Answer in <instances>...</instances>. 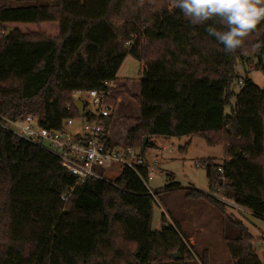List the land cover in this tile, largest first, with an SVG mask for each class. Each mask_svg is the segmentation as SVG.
Listing matches in <instances>:
<instances>
[{"label":"trees","instance_id":"1","mask_svg":"<svg viewBox=\"0 0 264 264\" xmlns=\"http://www.w3.org/2000/svg\"><path fill=\"white\" fill-rule=\"evenodd\" d=\"M171 4L0 0V120L34 114L42 126L61 129L78 117L74 93L117 81L126 57L134 56L144 68L139 94H131L140 116L125 146L145 156L155 136L223 145L221 164L204 160L208 193L189 188L187 197L207 201L230 223L224 238L235 264H264L248 226L211 195L220 189L264 220V87L237 70L253 57L264 72V22L250 35L258 51L226 53L205 25H191ZM1 28L14 31L5 35ZM180 187L171 182L164 190ZM155 197L129 168L113 182L80 181L55 155L0 127V264H198L179 223L163 220L152 230Z\"/></svg>","mask_w":264,"mask_h":264},{"label":"rangeland","instance_id":"2","mask_svg":"<svg viewBox=\"0 0 264 264\" xmlns=\"http://www.w3.org/2000/svg\"><path fill=\"white\" fill-rule=\"evenodd\" d=\"M18 3L14 1L13 5ZM1 29L5 35H10L14 31H10L9 28ZM37 37L32 36V38ZM252 42L253 37L250 36L244 45L243 52L247 55L251 54ZM256 63L257 60L252 57L248 62H244V65L239 62L237 70L240 76H244L247 71L246 75L262 88L264 87V72L256 68L251 69V66H255ZM143 70V63L134 56L128 55L118 72L117 84L120 87L115 89L114 94L119 99L110 124V136L118 144L125 142L127 132L138 124L140 105L132 99L131 94L139 92L138 87L143 77ZM239 87L238 81H235L232 86L233 90L238 92ZM79 97L74 96L73 98ZM230 111L231 106H227L226 114ZM150 142L145 156L150 162L154 159L158 160L157 171L151 173L146 182L147 187L154 192L157 191L153 207L152 230L161 229L163 220L166 224L179 223L187 237V245L194 262L235 264L224 238V227L228 228L230 223H226L222 212L207 201L187 197L189 188L208 193V178L203 165L204 160L212 158L216 164H221L224 160V146H210L202 137L191 136L174 138L155 136ZM113 170L115 173L107 171L105 178L115 180L120 173V168L114 167ZM171 182H178L181 187L173 191L164 190L165 186ZM224 210L228 216L248 226L254 234L253 242L258 244L256 250L264 262V220L251 215L244 208H236L230 204H227ZM176 254H179L180 258L183 257L182 253L177 252ZM153 264L181 263L155 260Z\"/></svg>","mask_w":264,"mask_h":264},{"label":"built area","instance_id":"3","mask_svg":"<svg viewBox=\"0 0 264 264\" xmlns=\"http://www.w3.org/2000/svg\"><path fill=\"white\" fill-rule=\"evenodd\" d=\"M251 69H255V66H251ZM119 87L117 81H109L101 89L76 91L74 96H80L76 99L84 104L83 114L78 112V117L65 119L61 129L42 126L39 117L34 114L15 119L2 118L0 127L55 155L62 166L80 181L92 177L113 182L114 180L105 178V173L107 171L115 173L113 168L119 167L120 172L123 168L133 170L147 186L149 175L157 171L158 160L150 162L139 149L125 146V142L118 144L110 136V127L108 129L106 127V118L113 116L116 108L113 101L117 102L118 99L114 93ZM76 99L73 98V102ZM68 108L70 109V106ZM142 169L147 170V178L143 175ZM218 171L223 173V168L218 167ZM147 188L155 197L154 190ZM211 195L226 204L243 209L225 198L220 189ZM69 197L70 195H62L61 199L67 201Z\"/></svg>","mask_w":264,"mask_h":264},{"label":"clouds","instance_id":"4","mask_svg":"<svg viewBox=\"0 0 264 264\" xmlns=\"http://www.w3.org/2000/svg\"><path fill=\"white\" fill-rule=\"evenodd\" d=\"M191 25H205L208 36L223 45L226 53L244 47L264 22V0H171ZM260 43L252 44L258 51Z\"/></svg>","mask_w":264,"mask_h":264},{"label":"water","instance_id":"5","mask_svg":"<svg viewBox=\"0 0 264 264\" xmlns=\"http://www.w3.org/2000/svg\"><path fill=\"white\" fill-rule=\"evenodd\" d=\"M10 31H12L13 30V28H10L9 29ZM9 34V33H8ZM73 105L75 106V108L78 110V112H79V114H83V110H84V104H83V102L81 101V100H79V99H76V100H74V102H73ZM143 144L144 145H146L147 144V137H144V142H143ZM174 257H175V259H180V255L179 254H174Z\"/></svg>","mask_w":264,"mask_h":264},{"label":"crops","instance_id":"6","mask_svg":"<svg viewBox=\"0 0 264 264\" xmlns=\"http://www.w3.org/2000/svg\"><path fill=\"white\" fill-rule=\"evenodd\" d=\"M138 90L140 91V87H138ZM136 94H139V92H137ZM117 97V96H116ZM119 99V98H118ZM137 125V124H136ZM133 128V127H132ZM131 129V128H130ZM117 142V141H116ZM123 142V141H122ZM245 209V208H244ZM245 211H247L248 213H250L252 215V212L249 211L248 209H245ZM254 235V234H253Z\"/></svg>","mask_w":264,"mask_h":264}]
</instances>
